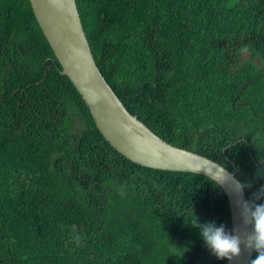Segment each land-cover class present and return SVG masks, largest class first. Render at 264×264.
<instances>
[{
  "label": "trees",
  "instance_id": "16d2710c",
  "mask_svg": "<svg viewBox=\"0 0 264 264\" xmlns=\"http://www.w3.org/2000/svg\"><path fill=\"white\" fill-rule=\"evenodd\" d=\"M76 2L126 109L234 171L254 199L264 187V0ZM60 69L29 0H0V264H226L191 225L231 230L218 183L122 155Z\"/></svg>",
  "mask_w": 264,
  "mask_h": 264
},
{
  "label": "water",
  "instance_id": "95a60500",
  "mask_svg": "<svg viewBox=\"0 0 264 264\" xmlns=\"http://www.w3.org/2000/svg\"><path fill=\"white\" fill-rule=\"evenodd\" d=\"M36 21L67 76L85 102L96 127L107 141L131 161L153 168L188 171L212 178L223 189L230 209L231 230L251 233L236 205L247 201L234 171L198 152L175 146L132 115L102 75L87 39L76 0H29ZM243 186V185H242ZM243 238V237H242ZM253 249L241 244V254L226 264H250Z\"/></svg>",
  "mask_w": 264,
  "mask_h": 264
},
{
  "label": "clouds",
  "instance_id": "9594fccd",
  "mask_svg": "<svg viewBox=\"0 0 264 264\" xmlns=\"http://www.w3.org/2000/svg\"><path fill=\"white\" fill-rule=\"evenodd\" d=\"M252 50L251 44L242 45L238 51L248 54ZM246 140V139H243ZM237 141L233 142L236 143ZM243 184H236V191H241ZM264 198V187L261 188L252 200L238 199L236 205L240 210V217L245 227L252 225L251 233H245L236 228L226 230L223 224L216 225L214 221L199 223L198 219L192 220L191 225L200 230L206 246L218 258L231 262L241 254V244L246 248L253 249L257 255L250 264H264V203H256V200ZM243 237V238H242ZM73 242L77 247L82 246L84 237L73 229Z\"/></svg>",
  "mask_w": 264,
  "mask_h": 264
},
{
  "label": "rangeland",
  "instance_id": "374dc122",
  "mask_svg": "<svg viewBox=\"0 0 264 264\" xmlns=\"http://www.w3.org/2000/svg\"><path fill=\"white\" fill-rule=\"evenodd\" d=\"M244 56H247V54H246V55H244Z\"/></svg>",
  "mask_w": 264,
  "mask_h": 264
},
{
  "label": "bare ground",
  "instance_id": "6f19581e",
  "mask_svg": "<svg viewBox=\"0 0 264 264\" xmlns=\"http://www.w3.org/2000/svg\"><path fill=\"white\" fill-rule=\"evenodd\" d=\"M253 252H254V250H253Z\"/></svg>",
  "mask_w": 264,
  "mask_h": 264
}]
</instances>
